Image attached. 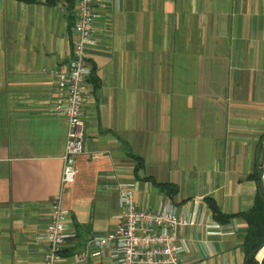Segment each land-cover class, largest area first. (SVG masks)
<instances>
[{
	"label": "crops",
	"instance_id": "obj_1",
	"mask_svg": "<svg viewBox=\"0 0 264 264\" xmlns=\"http://www.w3.org/2000/svg\"><path fill=\"white\" fill-rule=\"evenodd\" d=\"M96 14L61 264L106 263L77 256L119 223V185L139 209L169 204L192 221L176 230L181 264H244L240 214L264 171V0H102ZM75 15L72 0H0V264L43 262L68 129L51 114L53 73L69 60Z\"/></svg>",
	"mask_w": 264,
	"mask_h": 264
},
{
	"label": "built area",
	"instance_id": "obj_2",
	"mask_svg": "<svg viewBox=\"0 0 264 264\" xmlns=\"http://www.w3.org/2000/svg\"><path fill=\"white\" fill-rule=\"evenodd\" d=\"M47 2V0H33ZM75 22L72 27V46L65 69L53 73V116L65 117L68 124L60 192L51 200L49 220L45 228L42 264H61L62 248L66 233V221L70 213L62 206V196L71 187L76 177V159L83 152L84 119L83 104L89 91L87 81L91 66L86 59V50L93 47V22L97 17L96 5L102 0H72ZM120 221L114 229L86 240L85 249L77 256L84 261L88 256H100L105 264H181V257L188 250L176 230L187 227L192 221L180 216L171 205L156 210L136 207L131 187L119 185ZM215 227L219 224L214 223Z\"/></svg>",
	"mask_w": 264,
	"mask_h": 264
},
{
	"label": "trees",
	"instance_id": "obj_3",
	"mask_svg": "<svg viewBox=\"0 0 264 264\" xmlns=\"http://www.w3.org/2000/svg\"><path fill=\"white\" fill-rule=\"evenodd\" d=\"M22 1H33V0H22ZM48 1L50 0H47V2ZM137 160H138L137 167L139 168L140 166H142V161L139 158H137ZM262 172L263 169L259 170V172H255L254 174H252L253 178L256 180L260 188L252 209L246 213L240 214L246 220V224L248 227L244 239V248H243L245 251L244 264H259L257 261L262 258L264 253V192L260 185V181H261L260 176H262ZM148 180L152 181L153 184H155L161 192L167 195L172 196L177 192V188L171 184L158 183L151 178H148ZM206 201L209 206V209L211 210L212 217L215 221L225 224L228 223L230 219L234 216V215L223 214L221 210H219L216 202L213 199L207 198ZM256 257L258 260L256 259Z\"/></svg>",
	"mask_w": 264,
	"mask_h": 264
},
{
	"label": "water",
	"instance_id": "obj_4",
	"mask_svg": "<svg viewBox=\"0 0 264 264\" xmlns=\"http://www.w3.org/2000/svg\"><path fill=\"white\" fill-rule=\"evenodd\" d=\"M262 150H263V153H264V138H263V141H262ZM264 183V171L262 172V179H261ZM257 259V258H256ZM258 260V259H257ZM259 264H264V253H263V256L260 260L257 261Z\"/></svg>",
	"mask_w": 264,
	"mask_h": 264
},
{
	"label": "rangeland",
	"instance_id": "obj_5",
	"mask_svg": "<svg viewBox=\"0 0 264 264\" xmlns=\"http://www.w3.org/2000/svg\"><path fill=\"white\" fill-rule=\"evenodd\" d=\"M261 251H262V250H261ZM261 251H260V252H261ZM260 252H259V253H260ZM259 253H258V255H259ZM258 255H257V257H258ZM257 257H256V258H257Z\"/></svg>",
	"mask_w": 264,
	"mask_h": 264
}]
</instances>
